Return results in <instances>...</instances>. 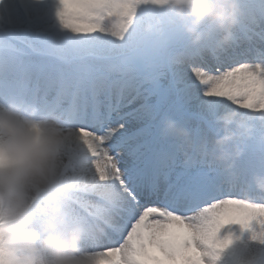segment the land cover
Listing matches in <instances>:
<instances>
[{"label":"rangeland","instance_id":"1","mask_svg":"<svg viewBox=\"0 0 264 264\" xmlns=\"http://www.w3.org/2000/svg\"><path fill=\"white\" fill-rule=\"evenodd\" d=\"M222 1L226 5V0ZM211 2L212 0H0V49L6 52L4 54L8 58L31 55L24 61L29 72L20 77L24 79L22 85L26 86H32L34 74L42 70L49 74L58 72L63 76L92 72L93 76H102V80L116 75L121 79L128 75L127 83L132 86L140 82L143 75L154 77L156 82L147 86L156 93L151 100L153 106L157 105L161 111L173 106L174 110L170 113L174 115L172 120L182 116L186 119L188 130L184 133L188 138L196 126L192 119L195 111L177 95L176 89L179 86L174 83L182 79V76L177 72L179 66L175 68L171 63V57L178 51H184L189 44L197 43L192 35L197 36L199 27L207 23L205 18L210 11ZM237 2L240 11L238 17H243L246 12L257 14L258 8H262L264 4L262 0L257 5L258 8H255L256 4L247 0ZM228 5L232 6V3ZM242 9L244 11L241 12ZM202 61L213 65L206 59ZM181 65L184 63L180 62ZM191 67L192 70H202ZM171 71L179 76L171 75ZM250 76L251 88L253 83L264 78V69H256ZM144 82L148 83V80ZM73 84L74 78L66 79L68 91L73 88ZM50 85L55 87L56 82ZM85 87H89V84H85ZM251 89L258 100L264 99V91L258 85ZM140 94L141 97L144 95L142 92ZM100 98H103L102 94ZM153 106L145 108L141 113L142 124L153 121ZM212 112L209 109L200 117L216 115ZM0 113L17 117L20 123L15 129H10L5 116L0 115V264L52 263L50 260L57 256H51V251L55 255L53 251L62 244L61 239L54 234L56 229L61 228L64 236L79 231L81 237L91 234L99 239V235L101 232L105 233V230L90 220L87 212H82L81 224L80 219L69 221L74 214L73 209L81 212L76 201L80 194L74 190L83 182L79 176L83 169L81 157L87 155L86 149L71 138L69 131L58 125L49 123L47 126L48 124L34 119L25 120L4 111ZM260 113L264 115V111ZM147 115L150 116L149 119L145 118ZM117 126L124 129L125 124ZM54 127L63 136V143H57L51 137ZM227 130L237 136L233 129ZM239 130L244 133L243 128ZM103 148L100 146L98 153H106L108 144ZM91 201L98 208L106 205L98 198H91ZM132 208V204L127 206L129 212ZM89 214L95 216L91 209ZM111 218L127 221L131 224L130 229L133 226L127 215L120 213ZM231 219L233 221L224 220L219 209L214 208L194 218L197 222L205 220L206 224L190 231H176V237L198 254L199 248L215 242L213 232L219 229L224 233V242L218 245L219 249L205 258L198 254L194 263L211 264L209 258H213L215 260L212 264H243L246 259L237 255L235 250L227 249V245L231 237L234 238V233L247 234L245 226L252 223H239L237 216ZM166 222L159 224L158 232L167 236L166 245L173 246L168 239L174 236L165 230L164 226L169 225ZM62 223H69L71 229H62ZM118 225L119 222L116 226ZM153 231L149 230L146 238L150 240ZM128 234L129 232L124 233L127 237ZM100 239L109 243L108 239ZM141 241L143 240L139 242ZM122 245L123 243L120 244ZM139 246L141 247V243ZM25 250L27 253H24ZM136 250L131 249L130 253L135 255ZM190 256L189 254L188 257ZM263 257L264 241L258 252L245 264H257Z\"/></svg>","mask_w":264,"mask_h":264},{"label":"bare ground","instance_id":"2","mask_svg":"<svg viewBox=\"0 0 264 264\" xmlns=\"http://www.w3.org/2000/svg\"><path fill=\"white\" fill-rule=\"evenodd\" d=\"M213 8V10L217 11L211 19V30L208 28L203 29V32L207 36V41H216L214 39L215 33L217 31L220 33L224 31V26L222 25L224 23L231 26L236 25L239 30L243 31L242 34L244 36L240 38L229 36L226 38L225 45L228 47L230 46L229 49L231 52L224 50L225 45L223 49H219V43L217 42V58L212 60L213 57H210V62H214L213 70L208 68L206 64H198V62L197 64L199 67H204V69L207 68L206 70H208V72H203L199 69L189 70V67L180 68L178 73L183 79V84L180 88L182 91L180 100L182 101L183 99L188 107H191L192 110L195 111L194 117L197 121L201 119L200 116L204 115L203 113H206L209 109H211V111L217 114V119L230 120L240 123V126L243 127L244 133L241 131V133L238 132V135L245 142L244 146L240 147V149L243 151H247L249 149V154H251L255 150V146L253 147L252 145H254V143L261 144L262 135L264 133V115L260 113L264 111V99L258 100L257 97L253 95L251 88L258 85V88L264 91V79L253 83L254 85L250 88L249 85L252 83V76L250 75L254 72L255 67L261 68L264 64L257 63L252 66H248L246 69L237 74L235 73L236 69L234 70L233 67L238 65L237 63L240 60L244 61L247 58L246 54L248 53V50H242L245 44H249L245 35L249 36L250 39L254 37L255 40L252 39V41H255V44L258 46L264 47V37H261L257 30L255 31L258 26L264 29V21L262 20V16L256 17L255 14L253 15L252 13L245 14L241 20H238L235 15L228 11L220 0ZM218 19H220L221 22H218ZM244 20L251 21L252 23H250L249 26H247V24L243 26L241 24ZM227 21L229 22L227 23ZM238 40L243 41V43L241 42L239 44ZM229 41H231L233 45H230L228 43ZM193 53L200 56V54H202V50L198 52L194 49ZM251 53L252 58H255V61L264 60V56L263 58L259 57V55H256L254 51ZM187 60V57L183 58L184 62ZM230 71H233L234 73L230 74ZM244 90H246V92ZM128 94L131 93L129 92ZM127 96L129 97V95H126V97ZM127 103H129V101ZM127 103L125 104V109L127 108ZM173 110L174 107L170 106L167 114L164 115L162 113L163 119L158 125L160 128H162L165 124H169V119L171 117V114L169 115V113L173 112ZM122 111L123 109H120L118 114L121 115L127 110ZM0 112L3 111L0 110ZM0 115L5 116L10 129H15L19 126L20 123L18 122L17 117L10 115L7 116L6 114L1 113ZM75 121L76 123H83V125H87L86 123L88 119H86V122H82L80 120ZM157 121L158 119L155 120V123H157ZM115 122H118L117 117L113 119V123ZM124 122L125 127L123 130L112 127L109 131H106L107 133L105 136L112 141V146H114V148L117 147V144L119 143L118 140L129 136L132 132L143 125V119L138 114L130 116V118L126 119ZM207 122H211V117H209ZM49 125L50 124L47 126ZM33 126L37 127L36 125ZM108 126H111V124ZM106 129H108V127H106ZM246 129H250L251 131H247ZM98 131L101 130L98 129ZM100 133H104V131H101ZM68 134L71 135V138L75 141L80 142L82 144L81 146L86 149L85 151L87 153V155L81 157L83 158V165L81 166L83 169L81 170L79 177H81L80 180L83 182L79 185V188L74 190V192L76 191V193L78 192L80 194V196H77L76 201L80 205L79 207L82 208H79L82 212H90V209L94 211L96 214L94 216V220H97L98 223H102L104 221L106 223L103 222V224L108 227L116 226L114 223L115 220L110 218L111 213H125V205H129L132 201V198L127 195L125 188L129 187L130 190V188L140 186L142 187L141 190H145L144 192L148 189L154 190V192L158 191L157 188L154 187L155 183L160 181L159 176L155 174L157 167L151 165L152 159L156 158L155 155H152L154 154L152 152V148L155 146L158 132L154 135L149 133V138L147 139L148 142H150H145L141 147L145 149L147 145L145 150L148 151L147 153H150L147 164H144L147 154L140 148L141 144H139L137 140H134L130 145H125V147L120 150L114 149V153L117 154L120 159V162H118V160L114 161L112 157L109 156V153H98V148L100 147V144H103V140H99L97 137H93L79 131H69ZM51 137L57 143H63L65 141L64 138H62L63 136H61L59 129H56L55 127L52 129ZM117 141L118 143H116ZM181 141L184 142V144L179 148V151L182 152V148H186L187 146H185L186 141L183 140V138ZM149 145H151V148L148 147ZM157 149L162 148L157 146L156 150ZM246 154L247 153H245V157ZM182 159H184L182 158V155L179 157L177 156L176 159H174L177 161L174 163L176 166L174 168V175H180L179 171H181L182 167L178 166L181 165L180 161L182 162ZM250 159H252L256 165H259L262 172H264V162H262L260 158L253 159L250 156L246 157L248 162H250ZM13 166H15V164ZM253 172H255V170ZM140 174L142 177H140ZM137 178H141L142 180L136 181ZM177 188L180 189V186ZM41 189H43V187H41ZM147 192L150 191L148 190ZM161 194L160 192L157 194L150 192V194H146L143 198L148 201L150 197L159 198ZM93 197L106 200L107 205L106 208H104L106 210L99 209L94 206L92 201H90ZM116 203H119L121 207L119 208L116 206ZM75 205L77 204L75 203ZM216 208L219 209V212L224 220L229 219L230 221H233L231 218L237 216L236 220H239V223L245 222L244 225L252 223V225H249L247 228V231L245 230L247 232L246 236L236 234V236L240 237H231V240L228 241L227 245V249L235 250L237 255L246 259L243 264L248 263L256 251L258 252L261 243L264 241V229L261 226L264 223V207H259L260 209L249 208L244 204L230 202L218 204ZM134 210L137 217L139 214H145V209L134 207ZM72 211L74 214L69 221L72 219H80L79 223L81 224L83 222V218L81 217L83 213L74 209ZM135 213H133V215ZM246 213H249L250 215H246ZM205 222V220H202L201 222H185L180 219H173L169 225L167 224L164 226L166 228L165 230L170 232V235L173 234L174 236L173 238L168 239V242H172V244H174L173 246L166 245L167 236H163L164 233L162 234L160 231L158 232V227L161 222L156 221L150 224L149 229L151 231L154 230L150 240L149 238H144V236L148 235L149 232H143L142 225H139L138 228H135L136 232L129 236L128 240L125 241L124 246L115 251L109 250V246H107L105 242H103L100 238H94L91 234L81 237L79 236V231H74V233L64 236L63 231L60 230L61 228L56 229L54 234H56L58 239H61L62 244H60L61 246L57 248L56 251H53L55 255H53L51 251V256H57V258L50 260L52 262L50 264H195L194 260L197 259L198 254L203 255V258H205L219 249L218 245L224 242V233L219 229H215L213 232L216 237L215 242L202 246V248H199L200 252L197 254L195 250L189 245H186L183 240L179 242L180 238L176 237V231H190V229H196L197 226H203V224H206ZM62 224L64 225L62 229H71L69 223ZM120 227L121 229L118 236L109 235V231H107L106 235L104 234L108 241H115L117 237L120 239L119 236L123 237V234L126 232L124 229L127 228V225L120 224ZM201 229H199V231ZM138 230L140 234L139 238H142L143 240L140 242L141 247L139 246L140 243L133 241L132 238L134 234L138 233ZM158 244H160V247L162 248H160ZM134 248H137L135 255L130 253V250H133ZM16 252H19V250ZM24 253H27V250H25ZM189 254L191 255L190 257H188ZM209 259L211 264L215 260L213 258ZM215 264H217V262H215ZM257 264H264V257Z\"/></svg>","mask_w":264,"mask_h":264}]
</instances>
